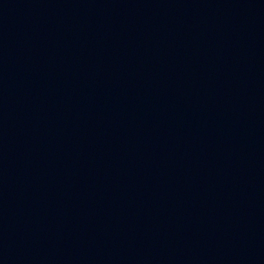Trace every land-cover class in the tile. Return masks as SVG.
Instances as JSON below:
<instances>
[{
    "label": "water",
    "instance_id": "water-1",
    "mask_svg": "<svg viewBox=\"0 0 264 264\" xmlns=\"http://www.w3.org/2000/svg\"><path fill=\"white\" fill-rule=\"evenodd\" d=\"M0 264H264V0H0Z\"/></svg>",
    "mask_w": 264,
    "mask_h": 264
}]
</instances>
